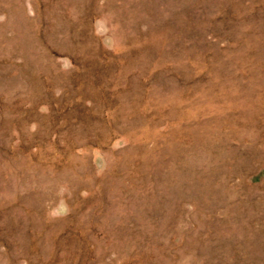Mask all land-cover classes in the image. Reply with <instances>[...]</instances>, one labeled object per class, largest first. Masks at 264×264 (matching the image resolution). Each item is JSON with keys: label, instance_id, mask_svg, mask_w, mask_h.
I'll return each mask as SVG.
<instances>
[{"label": "rangeland", "instance_id": "1", "mask_svg": "<svg viewBox=\"0 0 264 264\" xmlns=\"http://www.w3.org/2000/svg\"><path fill=\"white\" fill-rule=\"evenodd\" d=\"M0 264H264V0H0Z\"/></svg>", "mask_w": 264, "mask_h": 264}]
</instances>
